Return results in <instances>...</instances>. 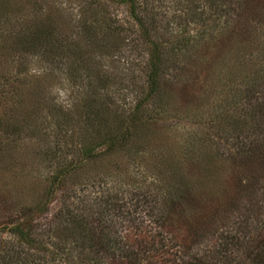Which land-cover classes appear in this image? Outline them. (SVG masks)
Wrapping results in <instances>:
<instances>
[{"label":"rangeland","instance_id":"374dc122","mask_svg":"<svg viewBox=\"0 0 264 264\" xmlns=\"http://www.w3.org/2000/svg\"><path fill=\"white\" fill-rule=\"evenodd\" d=\"M138 3L142 24L122 0H0V254L18 264H92L83 253L96 251L101 264H153L167 247L180 263L216 244L206 219L199 245L179 252L192 220L209 214L233 232L264 217V151L252 150L264 127V0ZM53 39H66L61 53ZM146 97L144 121L129 126ZM69 210L101 217L94 248L63 232ZM111 236L115 261L101 248Z\"/></svg>","mask_w":264,"mask_h":264},{"label":"trees","instance_id":"16d2710c","mask_svg":"<svg viewBox=\"0 0 264 264\" xmlns=\"http://www.w3.org/2000/svg\"><path fill=\"white\" fill-rule=\"evenodd\" d=\"M124 3H128L129 10H130V15L133 17L137 22L141 23L143 22L141 15L138 13V8H142L140 6V3H138V0H122ZM138 4V5H137ZM138 7V8H137ZM5 12V11H4ZM144 26V25H143ZM46 33L41 35L42 37L40 38L37 36V41H35V46L38 47H44L45 44L48 43V40L50 41V37H47V31ZM66 39L63 42V45L65 47ZM52 49L54 45V49H57L59 53L61 47L63 48V45H59L57 41L54 42V39L51 41ZM67 45V43H66ZM161 53L156 51L153 53V55L150 58L151 61V74H150V86H149V97H154L155 93L157 92L158 88V83L155 82V77L160 76V70H161ZM148 97V96H147ZM144 98L136 103L134 112L130 118V123L129 126L136 127V125H140L143 120V116L141 112L143 110V103L144 100L147 99ZM148 97V98H149ZM150 99V98H149ZM143 100V101H142ZM92 102V100L90 101ZM87 108H90L92 105L91 103L87 104ZM122 116V115H120ZM119 114H117V126L120 128L121 126H125L126 129L127 125L123 122ZM144 121V120H143ZM124 123V125H123ZM261 137L259 139L261 140H256L255 143H253L252 150L253 148H258L257 150L259 152L264 151V127H261ZM126 137L129 135L133 134V130H130L129 132H126ZM125 134V133H124ZM263 134V135H262ZM263 153V152H262ZM262 158H264V153L262 154ZM262 173V172H260ZM263 176V175H262ZM261 176V177H262ZM260 176H255L254 178L252 177L253 183L258 182V178ZM255 186V184H253ZM264 193V187H261ZM165 196H167V203L164 205L166 206V209L171 212V209H175V206L177 203L175 202V198L173 196V190L168 188H165ZM180 197V196H179ZM181 198V197H180ZM182 199V198H181ZM180 199V200H181ZM115 207V204H114ZM173 210L171 214L173 213ZM66 212V211H65ZM169 212V214H170ZM63 217L59 221L62 222L63 224V232H66V234H70V237L73 235L74 239L80 240V244L82 247L86 246H94L96 245L95 242L97 240H103V236L105 235V225H103V222L100 221L99 216L95 217H90L89 215L83 216L76 218L75 216L72 215V213L69 211L66 212V215H61ZM66 218V221L65 219ZM215 216H210L209 214H205L203 217H198L197 219L200 221H194L192 220V223L190 228H189V234L185 238L179 240L178 244V251L184 253L187 252L191 246L194 245H199V237L201 238L202 232H203V227H201L200 223L202 221H206L207 223H211L212 228H211V233L212 236L214 234H217L218 236L214 239L215 243L213 246H210L211 250H207L205 246L202 248L203 252L202 253H197L191 257H188V260H182L180 263H175V257L170 253L169 249L170 247H167L166 250H162L160 253H158V256L153 264H264V217L260 220H257V223L253 227H251V231L249 230V226L245 224L244 227L241 226V229H237L233 232H229V230H225L224 228L220 225L215 226L216 223V218ZM92 219V220H91ZM98 221V223L96 222ZM204 221V222H205ZM101 222V223H99ZM196 224V225H195ZM164 225V224H163ZM211 227V226H210ZM243 228V229H242ZM16 230V235L20 236L21 239H26L27 242H34V238L30 236V233L26 231V227L19 223L17 225ZM248 230V231H247ZM68 238V237H67ZM139 240V239H138ZM144 241L145 237L143 240H140V245L144 246ZM146 242V241H145ZM187 242V243H186ZM117 244H119L118 238L116 236L107 238L106 243L101 245V248L106 250L107 254L111 257L112 261H115V249H120L118 248ZM166 247V244L164 245ZM213 252V255L209 257V254ZM99 251L94 252L93 255L83 253V259L84 261H89L92 262V264H101L102 261V256H99ZM183 255V256H184ZM203 255V256H202ZM123 257V255H121ZM126 256V255H125ZM1 257V262L2 264H18V260L15 259V262L12 261V259L9 257V253L6 251L2 254H0ZM209 257V258H208ZM207 258V259H206ZM117 263H121L119 260ZM22 264V263H21ZM23 264H28L23 263ZM38 264V263H36Z\"/></svg>","mask_w":264,"mask_h":264}]
</instances>
